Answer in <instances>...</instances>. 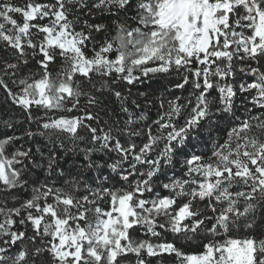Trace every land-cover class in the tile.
<instances>
[{
  "label": "snow or ice",
  "instance_id": "1",
  "mask_svg": "<svg viewBox=\"0 0 264 264\" xmlns=\"http://www.w3.org/2000/svg\"><path fill=\"white\" fill-rule=\"evenodd\" d=\"M0 90V264H264V0H0Z\"/></svg>",
  "mask_w": 264,
  "mask_h": 264
},
{
  "label": "trees",
  "instance_id": "2",
  "mask_svg": "<svg viewBox=\"0 0 264 264\" xmlns=\"http://www.w3.org/2000/svg\"><path fill=\"white\" fill-rule=\"evenodd\" d=\"M107 22V21H105ZM159 80H164L163 77H160ZM167 82V81H165ZM133 93H138V92H145L148 94L147 96V101L145 100L144 97H140L139 98V102L141 103V105H145L148 101L157 104L158 103V97L161 94V92L163 91L161 84L157 81L152 82L151 84L145 83L144 85L138 86V87H134L132 89ZM170 91H172V89L170 88ZM176 94L178 95L179 92H176ZM5 94L2 90H0V137H2L5 134L11 135L13 134V131L15 132L16 135H22L24 132V129L26 127L25 123H22V121L24 120V116L22 114V111L18 108L13 106L11 103L7 102L5 100ZM148 115H150L151 117H155V109H151L150 112L148 113ZM4 121H8L10 123L14 124V129L13 130H6L3 122ZM37 143L41 144L42 146V138H37ZM20 144H24L25 147L28 146H33L35 147V145L33 144L32 141H29L27 139V137H25L23 140L17 141V146H19ZM61 156L63 157V159H61V165L64 168H71L74 165H78L83 163V158L81 156H77L74 154H69V155H65L64 153H61ZM163 179V177H161V180ZM0 199H4V197L2 195H0ZM10 199V198H9ZM11 206V204L9 205ZM167 239L168 240H172L173 237L169 234L167 235ZM183 250L185 252H192V251H196L197 249H195L194 247H184ZM166 259L168 260V264H172V258L171 257H166Z\"/></svg>",
  "mask_w": 264,
  "mask_h": 264
}]
</instances>
